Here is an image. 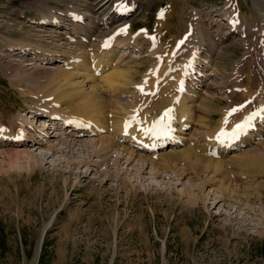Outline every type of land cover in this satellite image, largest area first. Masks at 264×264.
Returning a JSON list of instances; mask_svg holds the SVG:
<instances>
[{
    "label": "rangeland",
    "instance_id": "1",
    "mask_svg": "<svg viewBox=\"0 0 264 264\" xmlns=\"http://www.w3.org/2000/svg\"><path fill=\"white\" fill-rule=\"evenodd\" d=\"M42 1L45 0H0V43L35 40L38 37L33 34L40 32L36 29L41 27L49 31L50 27L30 20L37 9L61 13L63 18L65 8L73 9L75 13L76 6L84 13L83 24L94 31L96 38L87 37V40L83 37L89 44L84 49L73 42L62 48L79 57L91 56L89 48L97 45L99 39L112 38L114 29L133 23L130 31L133 29L139 36H131L130 32L124 35L130 43L128 46H119L115 42L112 45L117 56L124 58L123 61L129 60L128 65L133 66L132 81L121 91H127L121 96L105 98L111 105L107 117L117 120L119 109L116 108L117 114L113 106L129 104L135 89L152 88L153 83V91L156 79L169 64L168 77L174 74L173 71L179 75V67L174 66L176 60L186 62V67L191 65L189 70L192 72L194 68L203 72L196 71L195 77L187 81L190 90L196 92L194 102L197 106L193 110L197 120L182 132L174 131L180 141L152 150L154 157L150 155L151 151L137 148L129 134H124L127 136L124 139L119 131L115 135L109 133L110 130L92 129L91 133L78 135L71 127L70 130L58 127L56 121L50 122L47 116L33 114L43 113L44 109L50 111L48 102L40 99L48 95L46 101H50L56 97L52 92L64 89L51 86L48 81L51 74L57 76L58 70L76 72L67 65L71 57L59 55L55 61L47 62L40 55L22 56L0 44V125L15 130L19 121L29 119L33 124V127H26L30 138L24 144L0 139V264H264V161L260 162L264 160V135L255 136L247 144L228 148L220 155L210 143L213 136H220L224 130L219 129L224 110H232L237 105L231 114L235 118L245 108L241 103L248 98L255 99L256 112H263L264 90L259 91L256 86L261 77L264 78V65L257 78L251 77L253 84L251 80L247 83L249 78L243 67L237 70L242 66L241 62L249 63L251 58L260 57L251 55L258 47L264 51V1L256 0L255 4L252 0H243L241 14L236 4L238 10L234 8L232 13L237 14L240 23L248 28L247 32L224 40L226 28L218 34L217 25L209 22L220 20L224 26H229L222 19L228 16L226 0H140L126 19L112 23L108 18L115 16L118 0H114L116 4L110 12L112 0H95L94 9L80 5L87 7L92 0L79 3L67 0V4L52 1L45 5ZM30 4L33 10L27 13L28 17L16 16L18 9H26ZM190 22L197 28L208 27V31L201 33L195 28L205 44L200 47L199 56L193 51L192 44L193 47L190 43L185 44L192 34L187 27ZM63 25L59 29L72 34L68 19ZM184 31L188 37H184ZM181 36L183 44L176 51V59L174 57L166 67H159L156 58L161 57L163 64L165 58L175 52L172 47ZM42 39L50 41L47 37ZM149 43L155 45L154 51L148 49ZM48 44L50 42L45 43ZM133 44L137 46H131ZM246 48L250 51H245ZM192 58L199 64L194 61L192 65ZM94 76L101 74L97 72ZM74 80L85 90L91 89L90 77L85 79L84 74H78ZM143 80L148 83L142 84ZM164 81L158 83V92L151 99L158 96ZM232 85L235 91H232ZM211 96L214 97L211 99ZM140 101L145 102L144 99ZM146 101L149 103V99ZM39 106L40 112L35 110ZM114 116L118 117L115 119ZM45 122L55 125L54 128L44 129ZM39 131L43 138L37 136ZM107 140H110L108 144ZM188 141L193 143L192 154L183 152ZM133 148L153 157L155 167L129 155L128 149ZM21 149L33 153L36 158H28ZM98 149L101 151L94 153ZM171 149L181 155L172 163L169 160L171 165H167L160 157ZM17 150L22 155L10 154ZM200 154L202 158H196ZM216 160L223 161L220 162L223 165H215ZM208 163L212 167L207 168Z\"/></svg>",
    "mask_w": 264,
    "mask_h": 264
},
{
    "label": "bare ground",
    "instance_id": "2",
    "mask_svg": "<svg viewBox=\"0 0 264 264\" xmlns=\"http://www.w3.org/2000/svg\"><path fill=\"white\" fill-rule=\"evenodd\" d=\"M52 1H54L55 3H61V2L63 3L64 2L65 4H67V2H68L67 0H63V1L62 0H45V1H42V4L45 5V4H48ZM78 1H80V2L84 1L85 2L86 0H77V2ZM94 1L95 0H92L90 5H87V7L84 4H80V5L83 6L85 9H94V7H95ZM98 1H101V0H97L96 2H98ZM131 1H134L136 4L134 2H131ZM226 1L228 2L227 3V10H228L227 14H228V16L225 18H222V19L227 21V24H229V26H224L223 23L220 22V20L219 21L218 20H210V22H209V23H213V24L217 25L215 30H216V33H218V34L222 29L226 28L227 34H226V36H222L223 40H224V38H227V37L232 36V35L233 36L236 34L241 35L242 33L247 32V29H248L243 23H240V20H239L237 14L232 13V11H233L232 9L236 8V6H237L236 4H238V8L240 9V11H239L236 8L238 10V12L239 13L243 12V0H226ZM252 1L256 4V0H252ZM139 2H140V0H129V1L128 0H118V4H117L116 10H115V16H110L108 18L109 22L112 23L118 19L126 18L129 14L132 13V11L130 9L133 7V10H134L136 8V6L139 4ZM257 2H259V1L257 0ZM173 3H174V1L170 2L169 6L171 7ZM115 4H116V1L112 0V3H111L112 6L109 8L110 9L109 12L113 10ZM32 6L33 5L28 6L26 9H21V10L18 9L16 16L17 17H28L27 13L32 12V10H33ZM74 9L77 10V11H75V13H74L73 9L71 10V9L65 8L64 10H66V11H65V15H63L64 18L61 17V13L50 11V10L48 12H43V11L37 9L36 13L33 15L31 14V16H30L31 18L29 17L30 20L35 21L37 23H40L39 25H43L45 28L50 27L49 31L45 30L42 27H41V29H36V31H40V32H36L35 34H33L34 36L38 37L35 40H32L33 42L32 41H22V40H10V41H7V43H5V42L0 43L2 45V47H4L5 49H7L10 52H15L16 54L21 53V55L22 54L23 55H26V54H32L33 55V53H34L33 57L40 55L43 57V60H45L47 62L55 61L57 58H59L58 57L59 55L66 54V56L68 55L71 57V59L69 60V63L67 65H69L71 68H73L74 71L76 70V72L63 71V70L59 71L58 70L55 73V74H57L58 77L53 76L51 74L50 79L48 81L49 85L55 86L56 88H64V89H59V91H57L56 93L52 92L51 94H55L56 97H53L52 100H50V101H46V97H48V95H43L41 99L38 97V99H40L41 101L43 99V102H48L51 110L47 111V109L43 108L45 110V112L41 113L40 110L42 108H40V106L38 108H35V110H38L40 112L39 114H42L43 116L44 115L47 117L49 116L48 120H51L50 115H52L53 113L56 115L71 117L72 119H74L71 122L78 124L77 126L76 125L72 126L71 130L73 131V133L75 132L78 135L85 134V133L86 134L91 133L92 129H97V130L104 129L106 131L110 130L109 133H114L115 135H116V132L119 131L120 132L119 134H121V135L123 134V136H124V134L125 135L129 134L128 136H130L131 138L134 139L133 141H135L134 144L137 146V148L145 150V151H150L151 147L154 144L156 147H162L163 143H170L171 144L172 140H170V139L171 138L174 139L177 136V135L175 136V134L173 133L174 130L177 132L178 131L182 132L183 131L182 128L188 127V125H190V123H194L197 120L194 117V110H193V108L197 106L196 103L194 102L196 99V97H195L196 92L193 89L190 90L189 89L190 87L188 88V82L186 80L188 78V75H189L188 73H192V71H190V72L187 71L186 65L181 66L175 61L174 66L179 67L180 73L178 75L176 73V71H173L174 74L171 75L170 77H168V74L171 70V64H169V66L164 71V73L156 79L155 87H154L155 91L154 90L152 91L153 83H152V88H148V86H146L145 89H143V90H136L135 89V91L131 94L133 99H131L129 101L130 102L129 104L119 106L120 103L118 102L119 103L118 106H116L117 103H116V105L113 106L116 113H117L116 108L119 109V111H120V112L118 111V113L120 114L119 117L114 116V118L118 117V119L115 121L109 120V117H111V116L107 117V114H108V112H111V109L109 110L111 105H110V103L106 102L105 98L110 97V96H113V97L114 96H121L122 93L127 92V91H124V92H121V91L126 90L127 88L125 89V86L132 81L131 80L132 78L130 79V77H131L130 75H131V68L133 67L132 65H128L129 60L126 59L127 61H123L124 58H120V56H117L118 52H115L112 45L114 42L117 43L116 45H119V46H128L127 44H130L127 41V39H125L127 37H125L124 35L130 34V32H131L130 30H131L133 23H128L127 25L125 24V25L121 26V28L117 27L116 29H114L112 34H111L112 38L109 36V37H105L104 39H99V37H98V39L100 40L99 43L97 45L94 44L89 48L92 50L91 56L88 57L86 54H84L82 57H79L78 54H75L74 52H69V51L64 50L62 48H64L66 43L73 42L76 45L83 47V49H84V47L86 45H89V44H86L87 40L85 42L83 41V37L87 36L88 38H90V37L94 36L95 33H94V31H91L89 28H86V26H84V24H83L84 19L83 18L86 17L84 15V13H82V11L80 9H78L76 6L74 7ZM81 14L83 15V17ZM215 14L218 16L220 15L219 13H215ZM37 17H39V18H37ZM65 19H69V24L72 25V30H73L72 34L66 32V31L62 32L63 30L62 31L60 30L62 28V26L64 27L63 21ZM71 21H73V22H71ZM203 22H201V23H203ZM209 23H208V25H209ZM204 25H205V23H204ZM206 26L204 28V26L202 25L201 27L199 26V28H197L194 26V24L192 22H190L187 26L190 29L189 32H192V34L189 35V39L187 41H185V44L190 43V46L193 45L194 49L198 52V56H199L200 51H201L200 47H204L205 44L202 43L203 40H201L199 38V36L196 34L195 28L199 29L198 32L201 33L202 30H207L206 28H208V27H206ZM121 29H125V30L120 31ZM54 32H57V34L54 35ZM193 32L195 33L194 35H193ZM67 34H69L68 39L66 38ZM141 34H142V32H141ZM44 35H46V36H44ZM61 35H63V36H61ZM131 36H133V35H131ZM42 37H47V38H49L50 41H45L44 39H42ZM62 38H64V39H62ZM95 38L96 37L94 36V39ZM235 39L238 41H241V42H245L244 40L242 41L238 38H235ZM190 41H192V42H190ZM46 42H50V44L45 45ZM181 44H183V42ZM242 45H245V44H242ZM44 46H50V47H44ZM131 46L136 47L137 45L133 44ZM174 46H175V44H174ZM210 46L213 47V45H210ZM195 50H193V51H195ZM245 51H250V50H248L246 48ZM246 53L247 52H244V54H246ZM123 54H120V55H123ZM253 54L260 55L259 58L256 57L254 59L257 61H254L251 58L249 60V63L241 62L240 64L242 66H239L238 70H237V71H240V70H242V67H243L244 70L247 72L246 73L247 78H249L248 80L246 79L247 83H248V81L249 82L253 81V82H251L252 84L254 83V79H251V77L256 76V78H257L258 72L260 71V69L263 68L262 66L264 65V51H262V50L260 51V49L258 47V49H256L251 55L253 56ZM43 55H45V56H43ZM158 55H160V54H158ZM171 55L172 56H170L168 58V63L174 57L176 59L175 52H173V54H171ZM160 58L161 57H159V59L156 58L157 62H160L159 61ZM156 59L153 58V61L156 62L155 61ZM206 59H208V58H206ZM206 59H205V61H208ZM112 60H114L113 64L110 63ZM193 61H195V59L193 60V58H192V61H190V63ZM197 61L198 60H196V62ZM197 64H198V62H197ZM203 64H205V63H203ZM187 67H189V66L187 65ZM245 67H247V70ZM108 68H111V69L108 70ZM190 68H191V65H190ZM79 69H81L82 71H80ZM197 71L200 72L199 70H197ZM97 72H100V74H101L100 77L94 76ZM103 72H105V73L102 74ZM243 73H244V71H242V76H243ZM78 74H80V75L84 74L85 79H86V77H90V79L93 82L90 85L91 86L90 90H85L84 88L81 87V85L74 82V81H76V80H74V76L75 75L77 76ZM246 74H245V77H246ZM79 77H81V76H79ZM258 79H259V77H258ZM163 80H165V81H164L163 86L161 87L160 92L158 93V96L153 97L149 101V103H147L146 100L149 98L144 99L142 96L143 93L145 92V90L147 89L146 93H148L149 96H150V93H151V95H155V93L158 92V83L159 82L162 83ZM180 80L184 81V84L182 86V91L179 90V85H178V82ZM83 81H85V80H83ZM173 81L175 82V85H174ZM147 83H148V81H144V80L142 81V84H147ZM260 84H261V86H260ZM260 84L257 83L256 87L259 89V91L264 90V78L263 77H261V79H260ZM226 85L228 88V84H226ZM241 85H242V83H241ZM65 87H68L69 89L65 90ZM173 89H174V91H173ZM230 89H231V87H230ZM232 89H233L232 91H235L234 90L235 88L233 87V85H232ZM241 91L243 92V90H241ZM249 91H250V89H249ZM242 92H241V94H243ZM248 93H250V92H248ZM146 97H148V96H146ZM213 97L214 96H211L210 98L212 99ZM142 99H144L145 102L140 101ZM138 101H140V102H138ZM253 105L254 104L252 101H250V100L247 101L245 104V108L243 110H240L239 114L237 116H235V118L232 117L231 115L226 117V113L229 112L230 109H226L224 111L222 110L223 115L220 119L219 129L221 127L224 130H223L222 134L220 136L218 135L216 138L212 135L213 137H212L211 142H210L212 144V147L215 148V150L217 149L216 151H219V155L221 153L223 154L226 152V150L228 149L226 146H230V148L238 147L239 145L249 143L251 140H253V138H255V136L261 137L262 135H264V127H263L264 124H262V122H261V121H264V116L260 120L259 115L255 114L256 108ZM252 106H253V108H251ZM167 108H170V112L165 111ZM110 114H112V113H110ZM34 116H36V115H34ZM237 117H239V118H237ZM249 117H251V119H248ZM110 119H113V118L111 117ZM50 122L54 123V120L53 121L51 120ZM241 122H242V125H244V126L242 127V129L236 130L235 126L237 124H240ZM19 124H20V126H19ZM44 125L46 126V127H44V129H46L49 126V123L47 124L45 122ZM16 127L17 128L15 130H7V129H4L0 125V139H1V141L5 140L8 142H11L12 144L13 143H17V144L23 143L24 144V142L26 140L28 141L29 140L28 138H30L28 134L30 132H28V129H26V127L27 128L33 127V124H31L29 119L27 121H24V120H22L21 122L19 121L16 124ZM18 128H19V130H17ZM65 128H66V126H65ZM219 129L216 131H219ZM54 130L55 129H53L52 132ZM208 132H210V131H208ZM40 133H42V132L39 131V135H37V136L43 138V136ZM167 133H169L170 136L168 135V137H167ZM208 137H207V139H209ZM193 138H195V137H193ZM64 139L66 140L67 138H64ZM111 139H113V138H111ZM180 139H176L174 141V143L179 142ZM207 139H205V140H207ZM108 141L110 142V140H107V144H108ZM114 141L118 142L116 139H114ZM233 142H235V143H233ZM102 143H103V141H102ZM191 143L190 142L188 143L187 147L183 150V152H185V153L187 152L189 154H192L194 152V148L192 147ZM87 144L89 145L90 143H87ZM92 144H93V142H92ZM85 146H86V144H85ZM120 147H121V145H120ZM99 149L94 150V153L95 152L98 153L99 151H101ZM19 150H17V152H13V153L11 152L10 154L15 155V156L22 155L21 153L18 152ZM172 151L166 152V153L163 152L162 157L159 156L160 159H163V161H166L167 165H171L172 160L173 161L175 159L177 160V158H179V156L181 155V154L177 153L176 151H173V152ZM208 151H210V150H208ZM20 152H22L28 158H31V159L36 158L33 153H28V152L23 151V150ZM128 153H129V155H133L134 158L136 157L137 161L138 160H140L141 162L144 161V162H147L148 164H151V165H154V163H155V160L152 159L154 157L153 156L154 152H152V151L150 153V155L153 156L152 158L147 157L149 154L146 155L145 153H143L141 151L136 152V150H134V148L132 150L128 149ZM214 153H215V151H214ZM201 156H202L201 154L197 155L196 158L199 157L201 159L202 158ZM169 160L171 161V163ZM205 160H210V158H208V159L205 158ZM196 161H198V160H196ZM257 161H259V160H257ZM263 161L264 160H262V161L260 160V162H263ZM220 162L222 163L223 161L216 160L213 163H217L215 165H218ZM220 164H219V166H220ZM261 164H263V163H261ZM221 165H223V164H221ZM205 166L208 168L209 163H208V165H205ZM154 167H155V165H154ZM210 167H212V165L209 166V168ZM218 167H216V168H218ZM214 168H215V166H214Z\"/></svg>",
    "mask_w": 264,
    "mask_h": 264
},
{
    "label": "snow or ice",
    "instance_id": "3",
    "mask_svg": "<svg viewBox=\"0 0 264 264\" xmlns=\"http://www.w3.org/2000/svg\"><path fill=\"white\" fill-rule=\"evenodd\" d=\"M125 29H121L120 31H124ZM232 111H236V109H232ZM169 112H170V110H169ZM248 119H251V117H249ZM244 125H242V124H237L236 126H235V129L236 130H240V129H242V127H243Z\"/></svg>",
    "mask_w": 264,
    "mask_h": 264
}]
</instances>
